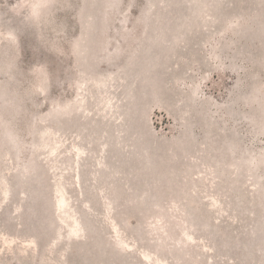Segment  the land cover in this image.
<instances>
[{"label": "rangeland", "instance_id": "obj_1", "mask_svg": "<svg viewBox=\"0 0 264 264\" xmlns=\"http://www.w3.org/2000/svg\"><path fill=\"white\" fill-rule=\"evenodd\" d=\"M16 68L0 264H264V0H0L1 106Z\"/></svg>", "mask_w": 264, "mask_h": 264}, {"label": "trees", "instance_id": "obj_2", "mask_svg": "<svg viewBox=\"0 0 264 264\" xmlns=\"http://www.w3.org/2000/svg\"><path fill=\"white\" fill-rule=\"evenodd\" d=\"M145 1L147 2V0H145ZM127 7H132V6L129 5ZM115 10H116V8H115ZM77 24H76V27L78 28ZM21 25H22L21 29L24 32L25 24L23 23ZM108 25L110 26V23H108ZM115 31H117V32L119 31V34L121 33V31L118 30V27H117V30L115 29ZM33 34L36 37L35 43L33 44V48H34V50H37L41 47V42L38 39L39 35H38L36 29H34ZM37 39H38V41H37ZM109 41H111V38ZM59 72L61 75L56 76L55 80L53 79V82H55L56 84L65 83L66 86H72L73 87L75 84V81H76L77 71L73 70L72 68H65V67L61 66L59 69ZM28 73H30V72H28ZM28 73L21 71L19 68H16L14 73L11 72L13 79H11V81H9V79H8L7 86L10 89L8 88L7 90L14 97L15 106L14 107H11V106L5 107L4 105L3 106L0 105V113L4 114V116L7 117L8 120L17 122L18 127L16 129L14 127L13 128L16 131L24 132V134H25L24 136L30 142L33 129L36 127L35 124H37L39 121L35 115L37 108H39V104L35 103V97H34L33 92L31 91V89L30 88L27 89L28 86L23 85L24 79H26L28 81L35 80V75L32 76V75H29ZM50 81H52V79H50L49 82ZM39 93L42 95H45V92L41 93L40 90H39ZM17 97H18V99H16ZM19 97H21V99L25 98V100H26L25 104L19 103ZM57 97H59V96H57ZM57 97L55 99L54 98H51V99L57 100L58 99ZM14 104H12V106ZM1 151H2V144L0 143V156H3ZM2 159L0 158L1 164H3L5 161L4 157H2Z\"/></svg>", "mask_w": 264, "mask_h": 264}, {"label": "bare ground", "instance_id": "obj_3", "mask_svg": "<svg viewBox=\"0 0 264 264\" xmlns=\"http://www.w3.org/2000/svg\"><path fill=\"white\" fill-rule=\"evenodd\" d=\"M84 39H85V38H84ZM84 39H83V40H84ZM83 40H82V41H83ZM80 51H81V50H80ZM83 54H84V53H83ZM9 61H10V60H9ZM7 64H8V63H7ZM109 77H111V76H109ZM101 82H102V81H101ZM83 83H84V82H83ZM93 84H95V83L93 82ZM98 84L100 85V82H99ZM96 85H97V84H96ZM102 85H103V84H102ZM99 87H100V86H99ZM101 87H102V86H101ZM82 90H83V89H82ZM89 97H90V96H89ZM81 100H82V99H81ZM60 202L63 203V200L60 201Z\"/></svg>", "mask_w": 264, "mask_h": 264}]
</instances>
